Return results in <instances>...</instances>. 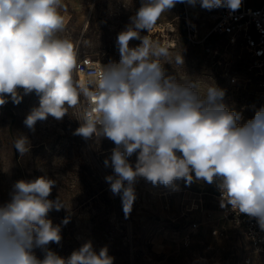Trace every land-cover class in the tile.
Returning a JSON list of instances; mask_svg holds the SVG:
<instances>
[{
    "label": "clouds",
    "instance_id": "9594fccd",
    "mask_svg": "<svg viewBox=\"0 0 264 264\" xmlns=\"http://www.w3.org/2000/svg\"><path fill=\"white\" fill-rule=\"evenodd\" d=\"M178 0H141L130 24L117 36L119 59L101 65L94 90L77 86L76 45L59 33L65 29L63 0H0V105L18 104L19 90L35 91L39 106L24 124L33 129L48 116L61 120L78 105L83 93L90 100L75 134L85 139L106 137L114 142L104 161L113 174L105 177L119 195L125 214L136 199L134 184L143 177L152 184L174 186L193 179L218 182L221 207L256 218L264 231V107L241 123V115L223 103L224 90L212 82L168 75L162 58L168 49L141 32L150 33L162 14ZM206 10H238L242 0H179ZM139 44L130 46V41ZM181 54L175 63L183 65ZM30 142L20 135L14 148L24 156ZM137 155L135 165L129 157ZM194 173V177L192 175ZM57 181L47 175L18 180L10 199L0 204V264H114L107 246L95 251L85 242L67 258L48 245L62 240L61 226L48 213L66 207L50 200ZM64 224L68 223L65 218ZM44 252L38 258L34 249Z\"/></svg>",
    "mask_w": 264,
    "mask_h": 264
},
{
    "label": "rangeland",
    "instance_id": "374dc122",
    "mask_svg": "<svg viewBox=\"0 0 264 264\" xmlns=\"http://www.w3.org/2000/svg\"><path fill=\"white\" fill-rule=\"evenodd\" d=\"M63 5L65 29L59 33L60 37L71 40L78 55H89L107 64L119 59L117 36L130 24L141 0H63ZM216 10L178 0L156 22L171 23L174 31L168 36L147 31L141 35H148L168 49V57L162 58L166 74L182 77L185 73L191 79L212 82L224 90L223 103L230 110L250 114L245 106L251 97L249 89L242 90L232 84L230 77L223 76L216 58L206 50L216 46L214 41L193 46L183 33V15L193 18L204 33L210 25L207 15ZM179 28L182 34L178 33ZM139 43L132 40L130 46ZM179 54L183 57L182 66L175 63ZM233 71L241 73L240 68ZM73 77L77 86L84 87V79L74 74ZM19 91L20 103L9 97L0 105V204L10 199L18 180L43 175L55 179L57 184L48 199L60 198L66 207L48 213L53 225L61 226L62 236L59 244L48 245L51 250L67 258L91 241L97 252L107 246L109 255L115 258L114 264H241L248 244L232 224L220 219L214 207L217 181L209 184L194 178L189 184L179 179L174 186H165L139 177L134 184L136 199L126 215L120 196L111 193L105 180L113 174L104 161L110 159L114 142L106 137L85 139L75 134L81 126L79 108L83 105V93L78 105L68 108L61 120L48 116L30 129L24 120L39 106L40 97L35 91L27 95L22 89ZM20 135L30 142L29 152L24 156L14 148ZM136 159L134 153L129 162L134 166ZM65 218L67 224L63 223ZM191 221L200 223L194 232L188 227ZM213 226L219 227L216 234H212ZM34 253L43 259L42 249L36 248Z\"/></svg>",
    "mask_w": 264,
    "mask_h": 264
},
{
    "label": "built area",
    "instance_id": "2783aa9c",
    "mask_svg": "<svg viewBox=\"0 0 264 264\" xmlns=\"http://www.w3.org/2000/svg\"><path fill=\"white\" fill-rule=\"evenodd\" d=\"M183 28L188 42L193 46H204L212 39L216 46L206 50L216 58L221 74L228 76L232 84L242 90L248 88L251 97L245 106L250 114H240L241 123L252 119L255 112L264 107V0H242L238 10L226 8L209 13V27L203 33L196 21L189 15H183ZM174 31V27H173ZM172 45L175 40H172ZM104 63L89 55H78L74 75L84 78V88L94 90L93 81ZM240 68V74L233 70ZM237 73V72H236ZM83 105L79 108V119L86 113L90 100L83 94ZM81 124V121H80ZM116 147H111L112 150ZM214 207L220 214V219L232 224L246 239L248 251L241 264H264V231L252 218L243 213H236L231 206L221 207V191L216 189L213 194ZM200 223H188L190 231L199 228ZM218 226H213L212 234L217 233ZM219 231L222 232L221 229Z\"/></svg>",
    "mask_w": 264,
    "mask_h": 264
},
{
    "label": "bare ground",
    "instance_id": "6f19581e",
    "mask_svg": "<svg viewBox=\"0 0 264 264\" xmlns=\"http://www.w3.org/2000/svg\"><path fill=\"white\" fill-rule=\"evenodd\" d=\"M172 31H173V25L171 23L166 22L164 24H155L151 33L163 32L164 36H168V33L172 32ZM82 79H84V78H82Z\"/></svg>",
    "mask_w": 264,
    "mask_h": 264
},
{
    "label": "trees",
    "instance_id": "16d2710c",
    "mask_svg": "<svg viewBox=\"0 0 264 264\" xmlns=\"http://www.w3.org/2000/svg\"><path fill=\"white\" fill-rule=\"evenodd\" d=\"M177 31H178L179 34H182L181 33L182 31H180V28ZM183 33H184V28H183Z\"/></svg>",
    "mask_w": 264,
    "mask_h": 264
}]
</instances>
